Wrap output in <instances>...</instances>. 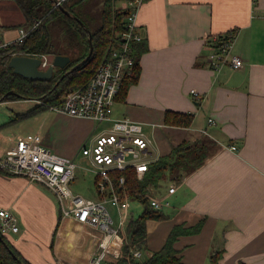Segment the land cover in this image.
<instances>
[{
  "label": "crops",
  "instance_id": "obj_1",
  "mask_svg": "<svg viewBox=\"0 0 264 264\" xmlns=\"http://www.w3.org/2000/svg\"><path fill=\"white\" fill-rule=\"evenodd\" d=\"M13 1L0 0L4 42L28 29L23 10ZM138 21L149 49L141 55L140 80L125 99H117L113 118L142 124L153 160L184 140L207 136L214 141L206 162L168 195V216L147 221L139 260L161 249L175 225L203 221L198 232L175 242L184 262L210 264L211 252L222 250V264H264V0H145ZM232 29H237L232 53L244 63L216 70L209 60L213 38ZM167 110L193 113L192 124L166 123ZM32 116L41 117L37 133L43 144L75 162L82 146L114 123L95 132L98 122L89 118L48 108ZM17 140L0 143V155ZM77 165L73 190L80 177ZM0 208L17 217L19 230L7 236L33 264H93L100 233L62 217L56 194L45 184L0 170Z\"/></svg>",
  "mask_w": 264,
  "mask_h": 264
},
{
  "label": "built area",
  "instance_id": "obj_2",
  "mask_svg": "<svg viewBox=\"0 0 264 264\" xmlns=\"http://www.w3.org/2000/svg\"><path fill=\"white\" fill-rule=\"evenodd\" d=\"M112 2L116 11L126 13L122 21L123 28L115 32L117 43L112 45L108 56L101 62L88 84L70 90L58 104L34 98L37 104L46 105L51 110L89 118L99 123L114 121L113 126L99 134L90 146L83 145L81 148V152L89 156L96 167L100 198H90L74 192L72 184L76 178L77 163L72 158L58 154L45 146L42 136L37 132L19 137L14 146L4 155H0L1 171L25 175L33 181L45 184L56 194L62 217H72L82 224L92 226L100 233L101 236L97 238V251L92 258L93 264H123L120 262L121 258L142 257L140 249L131 248L128 254L124 251L127 212L131 206V199L128 192L125 191L123 194L117 192L110 171L135 167L142 178L150 162L154 161L149 150L151 140L146 136L142 124L127 118H113L123 81L132 74L136 64L134 46L145 38L138 21L145 0ZM28 32L29 29L21 28L20 36L11 42H22ZM221 38L223 37L213 38L215 48L209 56L213 68L220 70L224 66L241 67L244 61L241 56L232 53V41L220 42ZM11 42L0 40V47ZM40 57L42 68H47L53 61V59L50 61L53 57L49 55L44 54ZM192 92L198 93L195 89ZM231 148L236 150L237 146L231 145ZM120 184H125V177H121ZM176 189L177 185L171 184L167 196H159L157 190L152 187L151 192L147 194L150 205L155 209L170 207L168 195L173 194ZM109 202L118 209L120 215L118 226L113 225L115 220L107 206ZM0 230L5 234L19 230L17 217L7 208H0Z\"/></svg>",
  "mask_w": 264,
  "mask_h": 264
},
{
  "label": "trees",
  "instance_id": "obj_3",
  "mask_svg": "<svg viewBox=\"0 0 264 264\" xmlns=\"http://www.w3.org/2000/svg\"><path fill=\"white\" fill-rule=\"evenodd\" d=\"M25 15V26L29 32L22 42H11L0 47V99H32L40 98L50 104L60 103L64 96L72 89L84 87L88 84L101 62L108 56L112 45L116 44V31L121 30L125 11H116L112 0H102L100 23L85 10L87 0H64V9L55 6L54 0H17ZM84 24H82L79 19ZM40 21V22H39ZM38 25L34 27L37 23ZM88 28L92 31L95 45L93 55L85 62L90 51ZM237 29L225 33L221 41H233ZM149 49L142 40L135 44L134 55L136 64L132 74L123 81L117 99H125L129 88L136 84L141 77V55ZM49 55L65 54L71 56L70 63L64 67H57L54 75L48 79L27 78L14 72L9 66L14 55ZM76 67L74 70H71ZM14 90L4 98L9 91ZM45 105H36L28 115L45 109ZM194 114L176 110H167L165 121L168 124L190 126ZM214 141L207 136L197 140H184L173 147L169 154L160 156L150 162L144 176L139 178L135 167L125 170L114 169L110 176L118 193H129L131 200H139L144 209L137 217H132L126 224V241L124 251L130 249L143 250L147 240V221L149 219H162L168 214L165 209H155L150 205L148 193L156 188L160 193L164 183H178L186 176L200 168L210 155ZM121 177H125V184L121 185ZM169 187V186H168ZM203 221L193 226L177 224L169 233L163 247L155 251L145 260L134 257L121 258L123 264H187L180 251L175 247L179 236L198 232ZM1 231V230H0ZM2 233V232H1ZM0 238V264H33L12 243L7 234L2 233ZM53 245V244H52ZM53 247V246H52ZM17 256V258L15 257ZM222 250H214L210 254V264H222ZM21 260V261H19ZM238 264H248L240 261Z\"/></svg>",
  "mask_w": 264,
  "mask_h": 264
},
{
  "label": "rangeland",
  "instance_id": "obj_4",
  "mask_svg": "<svg viewBox=\"0 0 264 264\" xmlns=\"http://www.w3.org/2000/svg\"><path fill=\"white\" fill-rule=\"evenodd\" d=\"M15 1L16 0H14L13 2L16 4ZM57 5L58 4L55 3V6ZM101 9H102V0H87L85 3V10L90 15L95 17V22L97 24L100 23ZM52 59L53 58H50V61ZM35 99H40V98H35ZM33 100L34 98H32V100L24 99V98L7 99V100L0 99V143L4 142V140L9 138H12V141H16L20 135L35 133L39 130L41 124L40 123L41 117H34L32 116V114L27 116V114L30 111H32L33 108L36 107L37 105V103ZM45 107L48 108L46 105ZM111 125L112 123L109 121H104L102 123L99 122L94 123L93 130L95 132H98L100 130L102 131L105 128L110 127ZM90 145L91 144H88V146ZM82 154L76 157L77 158L76 162L82 168L80 167L79 169L80 177L77 179V183L75 184V186H73L75 188L76 186L78 187V189L77 188L74 189V192L76 193L80 192L86 197L95 198L98 192L96 185L97 174L95 173L96 167H94V165L92 164V161L89 158V156ZM168 186H169L168 182L163 184V187L161 188L162 191L159 193V196H164L168 194V188H169ZM168 198L170 200L171 196H169ZM172 200L175 201L176 199H174L173 197ZM107 206L111 211L115 220L113 225L118 226L119 218H120L118 209L110 202L107 204ZM143 209H144V205L141 201L131 200L130 212L132 217H137L138 215H140Z\"/></svg>",
  "mask_w": 264,
  "mask_h": 264
},
{
  "label": "water",
  "instance_id": "obj_5",
  "mask_svg": "<svg viewBox=\"0 0 264 264\" xmlns=\"http://www.w3.org/2000/svg\"><path fill=\"white\" fill-rule=\"evenodd\" d=\"M55 3L64 9L62 2L59 0H54ZM66 13L70 14V11L64 9ZM79 19V18H78ZM79 21L84 24V22L79 19ZM89 33V41H90V51L87 57L82 61L85 63L94 53L95 45L93 42L92 31L88 28ZM71 61L70 55L65 54H57L53 57L52 63L47 68H42V57L36 55H14L9 62V66L13 68L14 72L20 74L27 78L33 79H48L54 75V72L57 67L64 68L66 67ZM76 67H73L71 70H74ZM15 91L11 90L4 98L10 94H14ZM0 238L3 239V235L0 231ZM17 258V256H15ZM21 261V260H19ZM21 264H24L23 262Z\"/></svg>",
  "mask_w": 264,
  "mask_h": 264
},
{
  "label": "bare ground",
  "instance_id": "obj_6",
  "mask_svg": "<svg viewBox=\"0 0 264 264\" xmlns=\"http://www.w3.org/2000/svg\"><path fill=\"white\" fill-rule=\"evenodd\" d=\"M69 233H70V234L72 233L71 230L69 231ZM72 234H73V233H72ZM72 234H71V235H72Z\"/></svg>",
  "mask_w": 264,
  "mask_h": 264
}]
</instances>
